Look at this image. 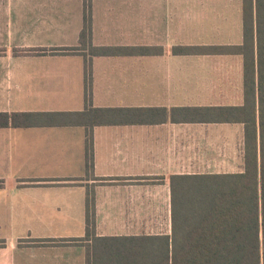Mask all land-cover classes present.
Returning <instances> with one entry per match:
<instances>
[{"label":"crops","instance_id":"1","mask_svg":"<svg viewBox=\"0 0 264 264\" xmlns=\"http://www.w3.org/2000/svg\"><path fill=\"white\" fill-rule=\"evenodd\" d=\"M86 1L99 49L80 44ZM263 13L264 0H0V111L37 114L0 127V264H85L87 241L69 239L85 235L88 195L97 236L171 235L172 175L242 171Z\"/></svg>","mask_w":264,"mask_h":264},{"label":"trees","instance_id":"2","mask_svg":"<svg viewBox=\"0 0 264 264\" xmlns=\"http://www.w3.org/2000/svg\"><path fill=\"white\" fill-rule=\"evenodd\" d=\"M261 28L264 31V16ZM79 40L81 45L99 49L90 44L87 1ZM185 48L189 47L174 46ZM259 88L264 89V72ZM263 101L260 97L257 120L254 113L245 120L242 171L171 176V235L97 236L93 196L88 195L85 235L69 239L87 241L85 264H264ZM35 115L0 111V127L27 126ZM86 135L85 164L89 170V130Z\"/></svg>","mask_w":264,"mask_h":264}]
</instances>
